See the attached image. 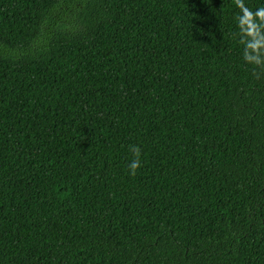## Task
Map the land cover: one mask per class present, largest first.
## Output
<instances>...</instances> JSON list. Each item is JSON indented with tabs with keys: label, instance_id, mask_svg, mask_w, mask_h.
Masks as SVG:
<instances>
[{
	"label": "trees",
	"instance_id": "trees-1",
	"mask_svg": "<svg viewBox=\"0 0 264 264\" xmlns=\"http://www.w3.org/2000/svg\"><path fill=\"white\" fill-rule=\"evenodd\" d=\"M238 13L0 0V264H264V73Z\"/></svg>",
	"mask_w": 264,
	"mask_h": 264
},
{
	"label": "clouds",
	"instance_id": "clouds-1",
	"mask_svg": "<svg viewBox=\"0 0 264 264\" xmlns=\"http://www.w3.org/2000/svg\"><path fill=\"white\" fill-rule=\"evenodd\" d=\"M239 9L236 15V26L239 41L243 45V59L253 66V75L259 78L264 73V6L255 10L248 7L245 0H234ZM132 159L128 163L129 174L135 176L142 166L141 149L137 145H129Z\"/></svg>",
	"mask_w": 264,
	"mask_h": 264
}]
</instances>
